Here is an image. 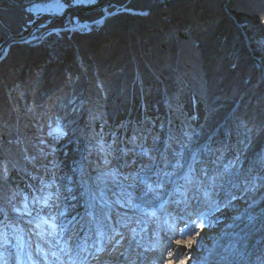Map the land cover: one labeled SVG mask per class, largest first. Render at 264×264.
<instances>
[{"label": "rangeland", "instance_id": "374dc122", "mask_svg": "<svg viewBox=\"0 0 264 264\" xmlns=\"http://www.w3.org/2000/svg\"><path fill=\"white\" fill-rule=\"evenodd\" d=\"M101 1L104 5L96 12L102 13L99 21L119 13L149 15L147 11L141 13L128 9L127 3L130 0L124 2L125 4L122 3L124 0H0V14L4 15V12H7L4 17L8 18L10 12L12 13L16 8H23L22 14H30L28 16L30 20L35 17H48L49 20L65 17V23H68L70 12L75 11L88 16L90 12H86V8L90 9ZM191 1L194 3L190 9L192 2L182 0L176 2L172 9L159 7L149 17L153 19H164L169 15L173 18L181 17L184 12L191 9L194 15H198L199 9L202 8L199 2L204 3L202 2L204 0ZM239 1L248 3L244 4L246 7H240L244 12L256 14L249 10V7L258 0ZM214 4L216 3L212 1L209 8L207 7L210 10L205 7L208 11L205 13L202 11L198 18L206 21L205 17L212 12L211 7ZM263 7L258 6L255 9L264 13ZM20 13L17 15H22ZM214 14L216 16L217 12ZM262 14L258 12L255 15L257 17L252 19L253 22L249 23L244 18L243 25L252 28V32L258 35L255 49L262 50L258 61L263 63H260V66L262 65L261 78L264 79V18ZM244 15L248 16L245 13ZM48 19L44 23L48 22ZM179 20L174 22L170 29L179 27V24L181 27L185 19L181 22ZM72 24L71 30L90 26L77 21ZM220 24V26L225 25V21L222 20ZM220 29L218 33L223 37L222 32L225 28ZM50 30L51 28L41 34L42 41L38 43V46L43 43ZM190 30H194L198 36H203L207 31L194 29V25ZM110 37L107 39L109 44ZM174 37H176L175 34ZM228 38L230 42L237 40L236 35L232 34ZM36 41L38 40L33 42ZM245 41L248 44L246 37ZM221 42L222 38H219V42H216L215 47L208 50V53L203 50L200 60L188 58L189 63L186 62L191 70L189 76L193 75L202 80L200 86L197 83L194 84V89L205 103V107L208 106L205 116L208 115L209 118L207 117L208 122L199 131L196 128L193 129L189 121L184 122L192 133V140L185 145L174 142L172 146L184 151L186 155L188 153L193 156L181 169L178 177L171 174L168 168L175 161L171 157L172 153L157 149V145L164 143L163 133L146 130L145 123H142L141 127H138L128 138L125 136L127 135L126 128H123L125 126H119V130L124 129L123 132H125H122L124 136L114 141L108 140V134H103L101 137L100 132L95 135L92 133L96 130L94 120L98 117L104 120L109 117L115 122L117 117L115 108L119 100L113 102L112 99L122 98L120 93L116 96L113 93L118 90V87H113L117 83L116 80L111 81L109 85V80L106 83L103 82L105 86L108 85L107 89L110 91L107 100L105 97L100 100L97 98V94H100L99 92L103 89H97V86L100 87L96 85L100 77L95 72L101 69L102 75H105L106 70H110L109 67H105V63L97 64V66L91 64L86 67L77 56L78 68L77 65L73 66L74 70L70 75V71L68 72L66 67L58 63L56 59L50 57L45 59L41 56V61L44 63L37 64L39 67H36L37 72L41 71L38 73L33 71V75L31 72L28 73L27 69L22 73L25 68L19 65L23 64V61L17 62L18 66L15 70L12 69L15 64L12 62V66L3 69L4 75L7 73L9 84L14 86L13 96L18 97L16 109L19 114L14 115L11 111L5 110V120L4 118L0 120V132L2 133L1 127L7 131L12 130L14 127L13 124L8 125L10 122H14V125L19 124L20 128L29 129L31 143L37 147L36 150H41V159L36 158L32 164L44 165L40 170L41 178L48 183L50 197L49 206L42 211L41 216H37L34 206L31 210L20 200L19 195L10 193L11 188L4 182V193L0 194V198L4 197V200L10 201L16 210L14 214H7L6 221L13 226L19 225V221H22L25 226L21 230L24 233L17 234L22 237L20 253H16L15 257L8 254L9 252L5 253L4 250L5 247L11 246L10 241L0 243V264H21V262L22 264H121L140 255L148 256L146 259L150 264L152 262L157 264H264V242H262L264 239V92L258 96L255 93H246L252 88L262 90L264 83L259 78L247 83L248 81L242 75L245 71H242V77L236 80L234 75L236 72L227 74L218 69L216 66H218L220 52L224 50L223 42L220 45ZM108 47L106 45L102 50L100 48L98 50L107 52ZM95 51V48L90 49V52ZM102 53L105 55L104 52ZM95 55L99 57L97 53ZM9 56L8 52L1 61H4V65L10 63ZM100 57L103 59V56ZM244 57H240L242 63H237L236 60L237 66L234 70H243V67L250 63L247 59L254 58L252 54L248 58L245 55ZM209 59L213 61V65H216L210 66ZM91 60L87 62L91 63ZM10 68L13 70L11 74L8 73ZM254 69L257 70V67L252 64L250 71L254 72ZM245 83L248 84L246 87H244ZM153 89H155L153 93L158 90L156 87ZM5 90L4 85L0 86V98L7 99ZM28 91L29 94L33 93L32 97L27 94ZM249 95L252 97L249 98ZM111 103L113 105L109 107ZM233 103L236 105L231 106L230 104ZM32 104L34 109H42L37 117H33L34 113L32 116L28 115ZM46 108L47 114H44ZM109 108L113 109L109 110ZM203 111L205 112V109ZM113 112L115 113L112 114ZM117 112L119 114V110ZM71 113H76L78 120L72 121L69 118ZM55 114H61L70 119L72 126L74 125L72 122H76L77 126L82 128L77 134V126L74 127L72 135H77L76 138L82 136L87 140L93 139L96 148L89 152L88 159L83 155L80 157L81 165L78 167V172L84 175L86 180L79 181V184L84 186V189L79 190L85 191L84 196L89 204L93 203V199H97L104 208L103 212H99L91 206L87 219L82 217V224L73 223L65 227L64 229L68 232L64 235L60 227L64 222L61 212L65 198L61 182L67 177L60 176L62 172L58 167L59 157L56 146L48 137L44 140L42 136L45 135L46 130H40L46 125L48 118ZM231 121L238 128L240 121L247 125V143L243 147L241 146L243 143L233 145L230 154L229 151L227 152L230 156L224 161L227 157L223 155L224 145L216 147L214 140L219 129L222 126L230 127L228 123ZM56 128L60 127L56 126ZM205 145L211 150V161L208 162L205 159L199 161L195 168L194 159ZM86 150L85 148L83 152ZM35 152L33 150L29 155ZM258 160L262 161L261 165L256 164V171L250 173L246 167ZM41 162L44 163L41 164ZM0 163L6 164L2 157H0ZM2 176H4L3 173ZM154 178L158 180L155 181ZM181 178H184L185 190L180 193L176 190V186ZM79 196H77L78 200H80ZM70 209L73 210V208ZM111 211L114 212L108 213ZM105 213L109 216H105ZM88 223L93 224L92 229L88 227ZM0 242H2L1 238ZM2 253L7 255L2 257ZM104 256L105 259L102 258Z\"/></svg>", "mask_w": 264, "mask_h": 264}, {"label": "trees", "instance_id": "16d2710c", "mask_svg": "<svg viewBox=\"0 0 264 264\" xmlns=\"http://www.w3.org/2000/svg\"><path fill=\"white\" fill-rule=\"evenodd\" d=\"M126 1L129 0H124L122 3L125 4L124 2ZM178 1L182 0H130L127 3L128 9L141 13L147 11L149 15L119 13L106 20L99 21V18L102 17V13L99 14L94 12L104 5V2L102 3L101 1V3L94 4L90 9L86 8V12H90L88 16L73 14L68 17L70 21L68 23H65V17L54 22L51 30L48 32V36L45 37L43 43L39 46H29L28 44L12 45L9 51L10 56L8 57L10 63L6 65L3 64L4 61L0 63V86H5V97L7 98H0V106L2 107L0 110V120L1 118L5 120V110L11 111L14 115L19 114L16 109L18 107V97L15 95L13 96L14 90L12 88L14 86L11 83V85L9 84L8 78L6 77L7 73L4 75L5 72L3 71L5 67L7 69L8 66H12V63H15L12 66V69L15 70V67L18 66L17 62L23 61L24 63L21 64L22 66L19 65V67L25 68L22 70V73L27 69L28 73L31 72V75H33V71H36L37 64L44 63V61H41V56L43 58L45 57V59L49 57L56 59L58 63L66 67L68 72L70 71V75L73 73V66L77 65V56L80 57L86 67L91 64L97 66V64L105 63V67L110 68V70H106L107 72L103 70L105 75H102L101 69L95 72L96 75L100 77L96 83V85H100V87L97 86V89H103L101 92L98 91L100 94H97V98L99 100L103 97H105L106 100L109 98L110 91H108L107 87L113 80L117 81L113 87H118V90H115L113 93L115 96L120 93L122 98L112 99L113 102L119 100L116 105L117 108H115L118 117L115 118V122L109 117V120H104L99 117L94 120L95 114L93 115L96 130L92 133L95 135L100 132L101 137L103 134H108V140L114 141V139L119 137L122 139L125 131L127 133L125 136L128 138L138 127H141L142 123H145L146 130L154 131L153 133H163L164 143L157 145V149L160 148L161 151L166 150V152L172 153L171 157H173L175 161L172 162L168 168L171 174L178 177L177 175L181 173V169L188 164L193 156L188 153L186 155L184 151L177 150V148L172 146L174 142L180 143L179 145H185L192 140V133L189 132L190 129L184 122L189 121L188 123L193 126V129L196 128L197 131L202 130L208 122L206 121L208 115L205 116L208 106L205 107V103L198 97V92L194 89V84L197 83L200 86L202 80L193 75L189 76L191 70L188 65H186L187 59L200 60L201 52L206 50L208 53V50H211V48L215 47V43L219 42V38H222L224 50L220 52L218 66L216 67L223 72H227V74L228 72H236L234 74L236 80L244 75L243 77L248 81L247 83L254 81L256 78L262 79V65L260 66V63H263L258 61V58H260L262 54V50L255 49V43L258 42V35L252 32V28L244 27L243 23L245 21H243V19L246 18L248 23L251 21L253 22L252 19L257 17L255 15H257L258 12L262 14L263 11L259 9L256 10L255 8L264 6V0H258L250 6L251 8L249 7V10H252L256 14L247 11L244 12L243 9L240 8L241 6L246 7L244 4H248L247 2H241L239 0H204L202 1L204 3L199 2V4H202L200 5L202 8L200 7L201 9H199L198 15H194L191 9L184 12L181 17L174 16L173 18V16L170 15L165 16L164 19H153L149 17L151 13H154L159 7L174 8V4ZM212 1L216 4L212 5V12L209 13L208 17H205L207 20L204 21L202 18H198L202 11L205 13L210 10L208 8ZM190 2H192V5L189 9L193 7L194 3L191 0ZM205 7H208V10ZM22 11L24 12L23 8H16L12 13L10 12V14H8V18L4 17L7 12H4V15L0 14V50L13 38L26 36L35 26L44 23L48 19V17H35L33 20H30V18H28L30 14L27 13L23 15ZM215 12H217L216 16L214 14ZM19 13L22 15L18 16L17 14ZM244 13L248 14V16L244 15ZM262 15V18H264V13ZM182 19L185 20H183L181 27L179 24V27L177 26L170 29V26L174 24V22L176 23L177 20L181 22ZM222 20L225 21V25L220 26ZM76 21L80 24H90V26L82 28L77 27L71 30L70 27L73 25L72 22L75 23ZM192 25H194V29L198 28L207 31L204 32L203 36H198L195 34L194 30H190ZM220 28H225L222 32L223 37L218 33L221 31ZM242 32H244V34ZM174 34L176 37H174ZM230 34L236 35L237 37V40L233 41L234 43L232 41L230 42L228 38ZM108 37L111 38L110 44L107 43ZM245 37L248 39V44H246ZM116 42H118V44ZM218 44L219 43H217V45ZM106 45L109 47L107 48V52L102 51L105 53V55H103L101 50ZM92 48H95L96 51L90 52ZM99 48L101 50H98ZM79 50H81V52H79ZM96 53L99 57L95 55ZM251 54L254 58L247 59L250 63L245 65L243 70H234L238 62L242 63L240 57L245 58V55L248 58ZM100 56H103V59ZM221 57L222 60H220ZM87 59H92L91 63H88ZM209 62L211 63H209L210 66L216 65H213L211 59H209ZM252 64L257 67V70L254 69V72L253 70L250 71ZM110 66H112V68ZM12 69L10 71L8 70L9 74L12 73ZM156 71L158 73L160 72V74H157ZM242 71L245 72L241 75ZM78 72L80 73V71ZM28 73L26 75H28ZM126 78H128V80H126ZM103 82H108V85L105 86ZM262 82L264 83V79H262ZM247 83L244 84V87L248 85ZM154 87H156V89L158 88L155 93H153L155 90L153 89ZM190 88L192 90H190ZM261 92H264V88L262 90H259V88H252L247 90L246 93H255L258 96L261 95ZM27 94H29V91ZM29 95L32 97L33 93ZM251 97L252 95H249V98ZM112 103L109 107H112ZM230 105L234 106L236 103ZM110 109L113 108H109V110ZM203 109H205V112ZM117 110H119V114ZM41 111L42 109L39 108L34 109L32 104L28 115L32 116L34 113L33 117H37L40 115ZM44 114H47V108ZM174 115H176V117H174ZM69 116L72 121L78 120V115H76V113H71ZM68 123L70 125H68ZM72 123L74 124L73 126L71 125L70 119L61 114H55L49 117L46 125L40 129L41 131L46 130L44 132L45 135H41L43 139L48 137V139H51L52 143H54V146H56L55 148L57 149L59 157L58 167H60V171L62 172L60 176L63 175V177H67L65 181L61 182V187L63 189L62 193L65 197L63 200L64 208L61 212L64 222L62 226H60L62 227L61 233L63 235L68 232L64 229L65 227L67 228L73 223L82 224L83 218L87 219L88 215H90L91 206L98 209L97 211L99 212L104 211L102 204L97 199H93V205H91L84 196L85 191L82 190V192H80L79 190L84 189L83 184H79V181H82V179L84 181L86 180L84 175L78 172V167L81 165L80 157L83 155L88 159L89 152H92L96 146L93 139L87 140L86 137L83 138L82 136L76 138L77 135H72L74 127L78 125L76 122ZM239 123L240 126L238 128L234 125L233 121H231L228 123L230 127L222 126L216 134L214 144L216 147L224 145L223 155L227 156L224 158V161L230 156L229 154L230 151L233 150V145L236 143H243V145H241L243 147L247 143V125L241 121ZM11 124H13L14 127L12 130L7 131V129L1 127L2 133L0 132V157H2L6 163H0V194L4 193L3 187H5L4 185L6 183L12 189H10V193H13L15 196L19 195L20 200L24 202L25 205L29 206L31 210L33 209L32 206H34L36 215L41 216L42 211L49 206L48 200L50 197L48 183L41 178L40 170L43 169L44 165L36 166L32 164L35 162L36 158L41 159V150H36L37 147L31 143L29 129L20 128V125H14V122H10L8 125ZM241 125L244 128H241ZM56 126L60 128L57 129ZM119 126H125L123 128H126V130L124 132V129L119 130ZM158 127L160 128L159 130ZM81 129L82 128L77 126L76 130L78 131L76 133L79 134V130ZM85 148L87 150L83 152ZM33 150L36 152L29 155ZM228 151L229 154L227 153ZM204 159L208 162L211 161V150L208 149L207 145L197 153L194 159L195 168L197 167V162L203 161ZM261 162V160H258V162L252 163L250 166L246 167V169L252 173L256 171V164L261 165ZM43 163L41 162V164ZM154 169L156 170V168ZM2 173L4 176H2ZM151 175L155 176V174ZM243 176L246 177L248 175ZM154 180L157 181L158 179L154 178ZM236 185H238V183ZM176 190L180 193L185 190L184 178H181L178 182ZM78 194H80L81 197ZM77 196H79L80 200H78ZM77 205L79 206L76 207ZM70 208H73V210ZM15 212L16 210L13 204H10V201L4 200V197L0 198V238L2 239L0 243L4 241L11 242V246L5 247L4 250L6 251L5 253L9 252L8 254L12 256L20 253V238L22 235L17 236V234L24 233L21 231L24 229L21 225L13 226L6 221L8 219L6 218L7 214L11 215ZM113 212L114 211L108 213ZM105 216L109 215L105 213ZM88 227L92 229L93 224L88 223ZM18 240L19 242H17ZM262 242H264V239ZM5 253H2V257L7 255H5Z\"/></svg>", "mask_w": 264, "mask_h": 264}, {"label": "water", "instance_id": "95a60500", "mask_svg": "<svg viewBox=\"0 0 264 264\" xmlns=\"http://www.w3.org/2000/svg\"><path fill=\"white\" fill-rule=\"evenodd\" d=\"M100 9H98L99 11ZM98 11H95L94 13L98 12ZM73 14H82V15H86L84 13H79V12H70L69 13V16L70 15H73ZM57 21V20H49L48 22L46 23H43V24H40V25H37L35 26L26 36L24 37H20V38H13L8 44H6L1 50H0V62L7 56L8 52H9V49L12 45L14 44H28L29 46H36L38 45V43H41V34L46 32L47 30H49L53 23ZM38 40L36 42H31L33 40Z\"/></svg>", "mask_w": 264, "mask_h": 264}, {"label": "bare ground", "instance_id": "6f19581e", "mask_svg": "<svg viewBox=\"0 0 264 264\" xmlns=\"http://www.w3.org/2000/svg\"><path fill=\"white\" fill-rule=\"evenodd\" d=\"M36 40V39H35ZM34 41V40H33ZM33 41H31V42H33ZM103 259H105V256L104 257H102ZM105 264H108V263H105Z\"/></svg>", "mask_w": 264, "mask_h": 264}]
</instances>
